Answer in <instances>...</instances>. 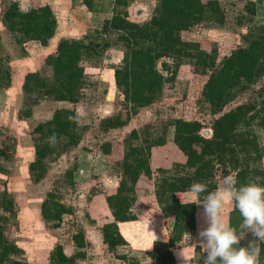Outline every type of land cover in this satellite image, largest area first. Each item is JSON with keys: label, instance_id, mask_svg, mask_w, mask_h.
I'll list each match as a JSON object with an SVG mask.
<instances>
[{"label": "rangeland", "instance_id": "374dc122", "mask_svg": "<svg viewBox=\"0 0 264 264\" xmlns=\"http://www.w3.org/2000/svg\"><path fill=\"white\" fill-rule=\"evenodd\" d=\"M0 1V163L6 171V174H0V183L14 203L12 214L0 208V230L17 246L19 252L15 258L28 264H51L52 255L60 246L67 257L74 258L73 263L68 264H125L118 255H126L140 264H153L151 255L161 247V244L154 246L155 234H159L163 242L173 221L171 217H164L162 206L156 201L158 181L164 176L159 166L173 173V165L181 162L170 124L178 118L199 121L203 125L201 134L208 139L212 135L213 120L219 116L212 115L209 105L200 97L206 77L192 87L187 81V72L192 68L182 66L176 82L166 84L153 104L139 110L127 126L103 132L100 121L119 113L124 116L129 105L126 92L116 87L113 75L114 69L121 67L127 47L118 42L116 34L105 37L97 33L105 18L95 19V0H92L91 11L82 0H28L29 10L36 5L51 4L57 29L47 47L8 30L2 15L13 1ZM239 2H222L223 10H229L225 11L224 24L206 20L183 33L184 39L200 41L205 50L216 48L217 65L232 51L244 47V37L250 30L260 27L252 24V16L248 14L251 3ZM111 4L112 0L108 6ZM156 6V0H133L128 9L129 18L134 22H145L154 14ZM22 9L26 11L27 8ZM111 17L112 13L108 19ZM243 23L244 26H240ZM85 38L102 43L106 40L109 47L81 64L74 87H79L80 95L76 104L54 102L39 92L28 95L23 91L27 74L47 73L46 60L61 39ZM162 61L173 65L169 59ZM158 66L161 70V65ZM261 88H264V76L254 86L237 93L224 112L240 104L259 102ZM29 109L31 115L26 117L24 112ZM58 109L75 111L81 141L78 146L50 159L44 178L35 183L28 171V165L34 159L33 130L39 123L48 122ZM164 128H167V144L162 148L148 151L142 149L140 141L123 142L134 129L160 136ZM254 130L264 148V130ZM106 142L113 144L108 156L102 154L100 148ZM120 162H123V168ZM258 165L264 169V160ZM221 173L216 172L217 188ZM120 189H124L120 201L128 221L119 225L127 246L111 253L102 243L101 230L104 224L113 220L107 199L118 195ZM176 198L182 204L190 203L186 193H178ZM194 205L196 227L186 236L182 246L189 249V255L195 251L191 258L194 264H204L203 248L195 245L199 231L206 227L203 205ZM222 215L231 226L239 228L242 217L239 212H233L232 205H226ZM77 233L84 236L85 249L75 247L72 238ZM254 240L258 241V237L246 233L240 246L247 247Z\"/></svg>", "mask_w": 264, "mask_h": 264}, {"label": "trees", "instance_id": "16d2710c", "mask_svg": "<svg viewBox=\"0 0 264 264\" xmlns=\"http://www.w3.org/2000/svg\"><path fill=\"white\" fill-rule=\"evenodd\" d=\"M133 0H115L112 17L106 19L97 33L101 36L117 35L118 42L127 47L121 67L113 71L117 88L126 92L129 105L125 115L119 113L100 121L103 132L122 129L139 110L149 107L163 91L166 84L176 82L182 66L190 65L187 72L192 87L206 77L200 97L210 107L212 115H219L210 127L212 135L202 136L203 125L199 121L174 119L173 143L181 157V162L173 165V173L164 170V176L158 181L157 203L162 206L164 217H171L172 224L167 243L155 249L151 255L153 264H176L172 250L182 243L184 237L196 227L194 204H182L176 194L186 193L193 182H204L208 191L217 188L216 172L235 173L240 184H246L256 176L264 177V169L258 164L264 158V148L260 146L255 128L264 130V88L259 90L260 101L240 104L224 112L225 107L236 99L237 93L254 86L264 76V27L250 30L244 37L245 46L239 47L224 57L217 65L218 51L211 47L205 50L200 41H189L183 33L206 20L224 24L226 13L219 0H156L154 14L145 22L129 19L128 9ZM89 11L92 0H82ZM254 4L248 10L254 16ZM3 22L12 33L19 32L22 37L36 41L41 47H47L54 38L57 21L49 4L36 5L26 13L18 9L16 2L10 3L2 15ZM19 39L18 41H21ZM109 47L103 40L61 39L55 51L46 60L47 73H29L24 78L23 91L31 95L39 92L54 102L76 104L79 100V87L74 89L80 66L90 61L97 53ZM169 59L172 64L163 62ZM161 65V70L158 65ZM30 117L31 110L24 112ZM132 130L125 143L141 142L143 150H153L166 146L167 128L162 135L154 136L147 130ZM55 135L52 143L50 137ZM34 159L28 165L35 183H39L47 172V162L55 156L64 154L68 148L76 147L81 141L78 119L74 110L58 109L52 118L39 123L33 130ZM101 152L108 156L113 144L101 145ZM0 157L2 153L0 152ZM123 168V162L119 163ZM0 174H6L0 163ZM118 195L109 197L107 204L113 220L103 225L102 243L113 253L127 246L119 224L128 221L123 215V202ZM134 191V190H133ZM136 191V189H135ZM134 191V192H135ZM206 195V193H205ZM0 208L12 214L14 203L5 186L0 183ZM233 212L238 213L234 209ZM78 250L85 249L87 242L82 234L73 236ZM19 250L0 230V264H28L15 258ZM117 258L125 264H140L126 255ZM73 257H67L58 246L52 255L51 264L73 263ZM260 264H264V244L260 245Z\"/></svg>", "mask_w": 264, "mask_h": 264}, {"label": "clouds", "instance_id": "9594fccd", "mask_svg": "<svg viewBox=\"0 0 264 264\" xmlns=\"http://www.w3.org/2000/svg\"><path fill=\"white\" fill-rule=\"evenodd\" d=\"M49 139L56 141L55 135ZM185 191L191 204L203 205L206 227L199 231L195 245L203 248L204 264H260L259 245L264 244V177L256 176L240 184L234 172L221 173L220 186L214 191L209 192L204 182H193ZM226 205L240 213L242 222L238 229L224 219ZM249 232L258 241L240 246Z\"/></svg>", "mask_w": 264, "mask_h": 264}, {"label": "crops", "instance_id": "0c3cea01", "mask_svg": "<svg viewBox=\"0 0 264 264\" xmlns=\"http://www.w3.org/2000/svg\"><path fill=\"white\" fill-rule=\"evenodd\" d=\"M10 1L16 2L18 4L19 10L21 9V7L27 8L26 11L24 9H22L24 11L20 10L21 12L26 13L29 10L30 5H29V1L28 0H10ZM114 1L115 0H112V4L110 6H108L109 3H110V0H95V2H96L95 6H94L95 19L98 20V21H101L104 18H105L104 20L108 19L111 16V13H112V10H113V7H114ZM223 1H226V0H219L220 4H222ZM242 2H244V4H246V3H253L254 4L253 8H254V11H255V15L251 17L252 20H253L252 24L260 26V27H264V0H240L239 3H242ZM47 4H49L51 6L50 3H47ZM225 11L228 12L229 11L228 8H225ZM128 14L130 15V12ZM242 25L244 26V23L240 24V26H242ZM263 160H264V158H263ZM120 225H119V227H120ZM154 233H155V231H154ZM155 235H156V239L154 241V246L155 245H159L161 243L162 244L167 243L168 235H166V237L164 238L163 242L160 241L161 238H160L159 234H155ZM185 238L186 237H184V239H183L181 244H179L174 250H172V254L174 255L176 264H182V261H180V260L183 259L182 256L184 257V264H194V260L193 259L191 260V258H192V256H195V251L193 250L192 254L189 255V253H188L189 249L182 246V244L184 243Z\"/></svg>", "mask_w": 264, "mask_h": 264}]
</instances>
